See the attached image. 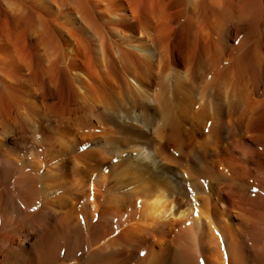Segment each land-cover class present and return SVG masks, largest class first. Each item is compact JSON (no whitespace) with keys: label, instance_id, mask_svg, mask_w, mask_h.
<instances>
[{"label":"bare ground","instance_id":"obj_1","mask_svg":"<svg viewBox=\"0 0 264 264\" xmlns=\"http://www.w3.org/2000/svg\"><path fill=\"white\" fill-rule=\"evenodd\" d=\"M0 264H264V0H0Z\"/></svg>","mask_w":264,"mask_h":264}]
</instances>
